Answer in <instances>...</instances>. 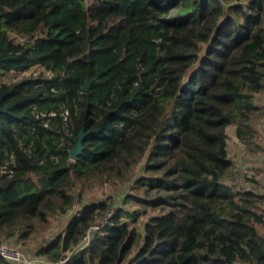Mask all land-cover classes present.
<instances>
[{
	"label": "trees",
	"instance_id": "16d2710c",
	"mask_svg": "<svg viewBox=\"0 0 264 264\" xmlns=\"http://www.w3.org/2000/svg\"><path fill=\"white\" fill-rule=\"evenodd\" d=\"M35 64L51 74L0 83V242L71 211L78 182L133 180L123 202L159 212L140 234L138 210L114 207L67 264H264V196L235 190L227 143L233 125L255 145L264 0H0V69ZM110 207L82 200L37 258L74 249Z\"/></svg>",
	"mask_w": 264,
	"mask_h": 264
},
{
	"label": "rangeland",
	"instance_id": "374dc122",
	"mask_svg": "<svg viewBox=\"0 0 264 264\" xmlns=\"http://www.w3.org/2000/svg\"><path fill=\"white\" fill-rule=\"evenodd\" d=\"M243 2L245 0H242ZM42 72L43 74L50 75L51 72L46 70L45 67H41L37 64L32 65L28 70L26 71H5L0 69V83H12L16 80L20 79L23 76L27 75H35L36 73ZM263 93H260L257 95L256 103H258L259 96H263ZM264 100V99H263ZM262 109L259 111V114H262L260 118H263L264 116V105ZM66 112H64V115ZM264 119V118H263ZM261 120L257 119V123H260ZM64 125L66 127L65 133L70 134V128L69 123L67 120V117H64ZM232 134L233 130H229ZM261 137V138H260ZM230 139V138H229ZM253 141L255 142H262L264 143V131L261 135V133H256ZM68 144H70V141H68ZM229 148V146H228ZM247 148V147H246ZM231 150V149H230ZM252 150H256L258 153H260L261 158L259 159V164H261L259 167L252 166V163L247 160V155H244L241 157V160L234 161L235 167L242 166L243 171L242 176L238 174V180L240 175V180L236 182L235 184V190H247V189H253L259 194H263L264 196V144L263 146L260 145H254ZM233 152V150L231 151ZM12 156H10L11 158ZM231 157L233 160H235L236 155L231 153ZM10 158H2V161L0 163V173L4 172L5 170H8V164L11 162ZM69 159L71 161H74V158L69 155ZM140 163V162H139ZM238 164V165H236ZM241 164V165H240ZM238 169V168H237ZM134 172H137L139 170V166H136L134 168ZM136 185L133 184L132 181H126L122 184H116L113 182L105 181L103 183L92 180V181H86V182H78L72 187V191L75 194V199L73 201V205L71 206V211L64 214L60 213H52L48 216V219L46 222H39L37 220H33L34 226L32 227V231L28 233V236L26 238H15L10 237L9 239L5 238L1 242L11 243L15 245L22 253L26 261H28L29 264H34L35 260H38L37 255H35V249L40 244L47 243L48 240L52 239L56 234L62 232L65 228L66 222L68 221V218L72 214L73 210H76L79 206V203L83 200V202H89L91 200L97 201V200H106L111 201L113 207L118 208L123 207L124 209L128 211L138 210V213L135 217V219H129V223L131 226H134L136 230L141 234L142 227L144 221L151 215H155L159 212L158 207L150 206L147 203L143 202H136V201H129V202H123V196L126 193L141 194V190L137 188L136 192ZM78 192L81 193L82 199L79 198ZM149 198V197H147ZM150 199V198H149ZM260 204L264 206V198L260 200ZM118 206V207H117ZM261 232H264L263 227H259Z\"/></svg>",
	"mask_w": 264,
	"mask_h": 264
},
{
	"label": "built area",
	"instance_id": "2783aa9c",
	"mask_svg": "<svg viewBox=\"0 0 264 264\" xmlns=\"http://www.w3.org/2000/svg\"><path fill=\"white\" fill-rule=\"evenodd\" d=\"M17 37L20 40L27 39L24 36H17ZM236 168H238L239 172L243 171L242 166H238ZM235 179H238V174L235 175ZM114 211L115 208L110 207L107 211L102 213L99 216L98 220H96L87 228V230L82 235L79 243L76 245L74 249L63 251L60 257L57 258L56 260H47V259L38 258V260L34 261V264H67V261L69 260L72 254H75L89 246L93 236L98 231L102 230L103 226L107 223V220L113 214ZM0 258H4L10 261L23 262L24 264H29L28 261L25 260L23 253L15 245L11 243L0 242Z\"/></svg>",
	"mask_w": 264,
	"mask_h": 264
},
{
	"label": "crops",
	"instance_id": "0c3cea01",
	"mask_svg": "<svg viewBox=\"0 0 264 264\" xmlns=\"http://www.w3.org/2000/svg\"><path fill=\"white\" fill-rule=\"evenodd\" d=\"M264 94V93H263ZM259 100L258 101V105H264V95L259 96ZM264 118V116H263ZM263 118H260L261 122L260 123H256V133H263L264 131V119ZM228 129L229 130H233L232 134L230 132H228ZM235 127L233 125H230L228 128H227V133H228V139H227V143H228V150H229V155L231 156V153H233L234 155H236V159L234 161H239L241 160V157L244 156V155H247V160L250 161V163H252V166H260L261 164H259V159H262L261 158V154L258 153L256 150H252V148H246V146L244 144H242L241 142H239V140L237 139L236 135H235V131H234ZM230 138V139H229ZM261 138V137H260ZM255 144L257 145H260V146H263L264 143H260V142H254ZM231 149V150H230ZM233 150V152H231ZM238 165V164H236ZM241 165V164H240Z\"/></svg>",
	"mask_w": 264,
	"mask_h": 264
},
{
	"label": "water",
	"instance_id": "95a60500",
	"mask_svg": "<svg viewBox=\"0 0 264 264\" xmlns=\"http://www.w3.org/2000/svg\"><path fill=\"white\" fill-rule=\"evenodd\" d=\"M88 86H89V79H87L83 83L81 88H82V90H86L88 88ZM84 135H85V133L82 129L78 131L75 144H74L73 148L69 151V155L71 157L75 158L81 152V150L83 148L82 139H83Z\"/></svg>",
	"mask_w": 264,
	"mask_h": 264
}]
</instances>
